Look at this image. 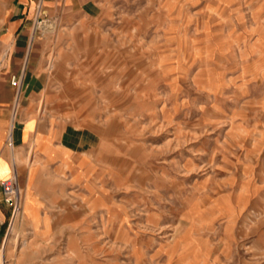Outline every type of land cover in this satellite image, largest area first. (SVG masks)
Returning <instances> with one entry per match:
<instances>
[{
  "label": "rangeland",
  "instance_id": "1",
  "mask_svg": "<svg viewBox=\"0 0 264 264\" xmlns=\"http://www.w3.org/2000/svg\"><path fill=\"white\" fill-rule=\"evenodd\" d=\"M85 11L32 23L85 153L70 207L21 198L0 264H264V0Z\"/></svg>",
  "mask_w": 264,
  "mask_h": 264
},
{
  "label": "crops",
  "instance_id": "2",
  "mask_svg": "<svg viewBox=\"0 0 264 264\" xmlns=\"http://www.w3.org/2000/svg\"><path fill=\"white\" fill-rule=\"evenodd\" d=\"M89 3L9 0L0 22V180L16 177L23 213L38 209V215H46L41 209L52 206L43 202L45 198L66 200L52 203L56 209L70 207L67 199L73 181L66 173H71L74 160H83L85 155L83 148L77 151L74 147L73 126H68L57 110L59 101L67 98L58 89L64 84L55 73L60 61L56 47L41 43L48 33L32 31V23L38 17L58 22L62 16L83 17ZM37 8H41L42 15L37 14ZM39 44L43 47L38 49ZM50 55L53 59L49 61ZM10 76L19 78L16 86L10 84ZM12 219L0 189V251Z\"/></svg>",
  "mask_w": 264,
  "mask_h": 264
},
{
  "label": "built area",
  "instance_id": "3",
  "mask_svg": "<svg viewBox=\"0 0 264 264\" xmlns=\"http://www.w3.org/2000/svg\"><path fill=\"white\" fill-rule=\"evenodd\" d=\"M9 82L11 85L16 86L19 82V79L15 76H10ZM0 189L2 193V199L6 204L10 206L12 216L14 217L19 208L22 195L16 177L14 175H10L7 178L1 179Z\"/></svg>",
  "mask_w": 264,
  "mask_h": 264
}]
</instances>
